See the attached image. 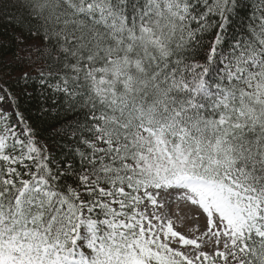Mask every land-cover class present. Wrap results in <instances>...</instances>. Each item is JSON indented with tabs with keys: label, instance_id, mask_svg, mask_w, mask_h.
I'll return each mask as SVG.
<instances>
[{
	"label": "snow or ice",
	"instance_id": "1",
	"mask_svg": "<svg viewBox=\"0 0 264 264\" xmlns=\"http://www.w3.org/2000/svg\"><path fill=\"white\" fill-rule=\"evenodd\" d=\"M23 6L9 63L64 123L52 151L0 107V264H264V0ZM161 191L206 231L165 222Z\"/></svg>",
	"mask_w": 264,
	"mask_h": 264
},
{
	"label": "trees",
	"instance_id": "2",
	"mask_svg": "<svg viewBox=\"0 0 264 264\" xmlns=\"http://www.w3.org/2000/svg\"><path fill=\"white\" fill-rule=\"evenodd\" d=\"M13 3L16 6L11 8L8 17H16V20L6 18L3 13H0V45H3L0 47V57L3 59V63H0V86L6 88L11 93V98L15 100L14 104L9 102L13 111L12 122L17 121L16 112L21 113L36 132L38 141L41 144H47L52 151H59V138L53 133L64 123L63 113L60 111L63 97L55 94L51 89H46L38 80L34 79L27 83L19 80V69L9 63L17 51L15 37L21 31L19 21L21 18H27L26 9L23 6L24 0H18V2L13 0ZM231 31L232 29L229 28V33ZM229 42L231 37L226 33L223 47L227 48ZM204 54L201 53V55Z\"/></svg>",
	"mask_w": 264,
	"mask_h": 264
},
{
	"label": "rangeland",
	"instance_id": "3",
	"mask_svg": "<svg viewBox=\"0 0 264 264\" xmlns=\"http://www.w3.org/2000/svg\"><path fill=\"white\" fill-rule=\"evenodd\" d=\"M0 107H4L10 114L13 113L9 101L0 104ZM158 199L164 204L163 208L157 209L158 213L164 217L165 222L170 219L173 222L176 231L189 238L200 236L206 231V215L203 214L202 210H199L188 203L177 201L176 193L174 191H161ZM148 211L151 213V206H149ZM205 239H207V237H205ZM204 250H208L207 245L204 246ZM188 251H191V249L189 248Z\"/></svg>",
	"mask_w": 264,
	"mask_h": 264
}]
</instances>
